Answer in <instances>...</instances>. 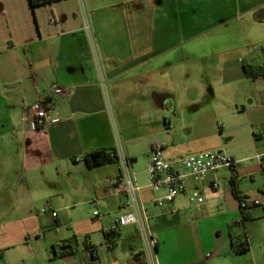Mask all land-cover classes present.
<instances>
[{
	"label": "crops",
	"instance_id": "obj_1",
	"mask_svg": "<svg viewBox=\"0 0 264 264\" xmlns=\"http://www.w3.org/2000/svg\"><path fill=\"white\" fill-rule=\"evenodd\" d=\"M245 67L264 68V0H0V264H148L136 227L113 231L120 164L83 161L104 150L131 162L158 264H264V77ZM155 149L234 166L188 180L208 202L158 207L137 168ZM238 197L259 205L242 215Z\"/></svg>",
	"mask_w": 264,
	"mask_h": 264
},
{
	"label": "built area",
	"instance_id": "obj_2",
	"mask_svg": "<svg viewBox=\"0 0 264 264\" xmlns=\"http://www.w3.org/2000/svg\"><path fill=\"white\" fill-rule=\"evenodd\" d=\"M86 31H90L88 25ZM38 126H44L47 120V108L42 105L38 107ZM116 154V153H115ZM120 164V175L117 180L118 191L125 197V208L129 210L127 214L118 218L115 222L113 231L117 232L124 227L134 226L138 229L143 238V253L148 260V264H158L157 248L158 239L154 235L150 219L145 211L144 205L140 200L139 193L141 187L136 183L134 174L131 171V162L124 156L117 155ZM260 159H262L260 157ZM234 162L221 150L200 152L195 155L184 156L176 160H166L161 149H155L150 156L147 173L149 177L148 188L155 194L164 192L163 195L156 196L153 200L155 206L163 207L173 203L178 197H187L191 204L201 205L204 198L199 190H189L187 182L190 179H204L207 174L217 172L221 169H231ZM219 187L213 184L215 190ZM259 205L257 201L241 198L239 208L242 215L253 206ZM41 215H51L57 217L51 206L42 208ZM94 217L101 218L98 211L94 212Z\"/></svg>",
	"mask_w": 264,
	"mask_h": 264
},
{
	"label": "trees",
	"instance_id": "obj_3",
	"mask_svg": "<svg viewBox=\"0 0 264 264\" xmlns=\"http://www.w3.org/2000/svg\"><path fill=\"white\" fill-rule=\"evenodd\" d=\"M28 1H29L32 11L34 12L39 7L52 5L54 3L64 1V0H28ZM245 75L246 77L251 78V79L264 77V68L245 67ZM83 161L86 167L90 170L96 169L102 166L118 163V159H117V156L114 150L110 152L104 150V151H95V152L87 153L84 156ZM238 199L240 201L239 197ZM113 237H114L113 234L108 235V238L111 244L114 243ZM77 245H78V242L75 238L72 240L61 242L60 244L61 251L59 255L54 256V259H65V258L73 256L77 250ZM245 252L246 251L244 250L241 252L239 251L237 253L244 254ZM91 256L93 255L91 254Z\"/></svg>",
	"mask_w": 264,
	"mask_h": 264
},
{
	"label": "rangeland",
	"instance_id": "obj_4",
	"mask_svg": "<svg viewBox=\"0 0 264 264\" xmlns=\"http://www.w3.org/2000/svg\"><path fill=\"white\" fill-rule=\"evenodd\" d=\"M21 52H23V51H21ZM141 151H143V150H141ZM140 151V152H141ZM141 153H143V152H141ZM144 163H145V159L143 158V159H141V160H139V162H138V165H137V168L138 169H142V171L141 172H139V178L141 179V180H143V181H146L147 183H148V173H147V171L145 170V168H144ZM223 172H225V171H223ZM224 179L225 178H223V179H221L220 181V183H221V189H219L218 191H216V192H214V193H217V192H220V191H222V189L224 190L225 188H224ZM203 196H204V199H205V201L206 202H208L209 201V197L206 195V194H204L203 193ZM224 204H225V201L223 202V206H224ZM220 209H216L213 213H212V216H211V220H209V222L211 223H213V224H215L216 222H217V220H218V216H219V214H220ZM83 218H87V217H89V215H91V212L89 213V210L87 209V207H84V208H82V210H81V214H80ZM98 221H96V223H97ZM240 230V229H239Z\"/></svg>",
	"mask_w": 264,
	"mask_h": 264
}]
</instances>
